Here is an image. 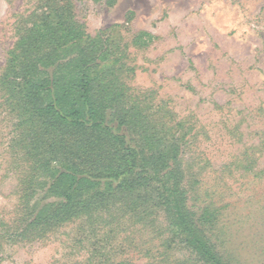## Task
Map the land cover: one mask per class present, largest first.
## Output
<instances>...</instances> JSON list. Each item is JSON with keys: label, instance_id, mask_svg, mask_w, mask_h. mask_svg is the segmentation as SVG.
<instances>
[{"label": "rangeland", "instance_id": "rangeland-1", "mask_svg": "<svg viewBox=\"0 0 264 264\" xmlns=\"http://www.w3.org/2000/svg\"><path fill=\"white\" fill-rule=\"evenodd\" d=\"M62 11L82 43H102L90 72L115 84L122 133L179 139L186 205L213 253L264 264V0H0V264H204L161 209L119 193L64 207L50 190L41 120L9 67Z\"/></svg>", "mask_w": 264, "mask_h": 264}, {"label": "trees", "instance_id": "trees-1", "mask_svg": "<svg viewBox=\"0 0 264 264\" xmlns=\"http://www.w3.org/2000/svg\"><path fill=\"white\" fill-rule=\"evenodd\" d=\"M55 17L57 24L29 30L9 67L23 73L13 91L20 92L31 119L41 120V154L49 155L41 160V171L58 173L50 190L65 200L64 207L77 209L85 199L94 201L93 207L117 193L135 198L139 207L150 204L169 216L184 244L204 264H224L187 208L179 139L133 126L130 136L124 135L127 122L117 110L115 84L100 72H90L106 61L105 52L96 53L101 41L86 35L82 43V32L61 20L63 11Z\"/></svg>", "mask_w": 264, "mask_h": 264}]
</instances>
